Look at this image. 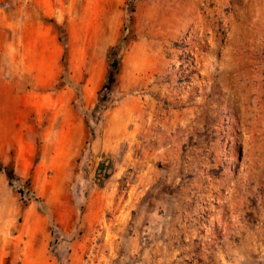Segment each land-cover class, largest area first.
Segmentation results:
<instances>
[{
	"label": "rangeland",
	"instance_id": "obj_1",
	"mask_svg": "<svg viewBox=\"0 0 264 264\" xmlns=\"http://www.w3.org/2000/svg\"><path fill=\"white\" fill-rule=\"evenodd\" d=\"M131 208L264 264V0H0V264H123Z\"/></svg>",
	"mask_w": 264,
	"mask_h": 264
},
{
	"label": "crops",
	"instance_id": "obj_2",
	"mask_svg": "<svg viewBox=\"0 0 264 264\" xmlns=\"http://www.w3.org/2000/svg\"><path fill=\"white\" fill-rule=\"evenodd\" d=\"M131 209L124 224L128 233L124 238L126 247L122 256L123 264H183L184 254L180 253L176 245L179 236L154 234L155 229L162 226L156 210ZM88 222L90 225L94 223L92 220ZM195 260L188 264H196ZM218 260L210 261L203 253L199 264H219Z\"/></svg>",
	"mask_w": 264,
	"mask_h": 264
},
{
	"label": "trees",
	"instance_id": "obj_3",
	"mask_svg": "<svg viewBox=\"0 0 264 264\" xmlns=\"http://www.w3.org/2000/svg\"><path fill=\"white\" fill-rule=\"evenodd\" d=\"M112 65H113V66H116V63L113 62ZM98 170H99V171L103 170L105 176H107V177L109 176V174H107V172H106V169L104 168V164H103V162H101V163L99 164V169H98ZM17 191L20 193L21 196H24L26 193H27L28 195H30V197L27 198L28 200H32V199H34L35 201H38L39 203L43 204L41 198H39V197H35V196L32 195V194H33V191H31V190H24V189L21 188V187H17Z\"/></svg>",
	"mask_w": 264,
	"mask_h": 264
},
{
	"label": "bare ground",
	"instance_id": "obj_4",
	"mask_svg": "<svg viewBox=\"0 0 264 264\" xmlns=\"http://www.w3.org/2000/svg\"><path fill=\"white\" fill-rule=\"evenodd\" d=\"M33 215H34L33 212L30 213V214L28 215L29 219H31V217H32Z\"/></svg>",
	"mask_w": 264,
	"mask_h": 264
}]
</instances>
